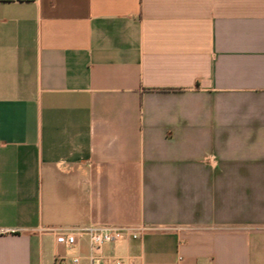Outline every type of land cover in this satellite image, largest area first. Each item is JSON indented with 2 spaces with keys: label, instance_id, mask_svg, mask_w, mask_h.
Wrapping results in <instances>:
<instances>
[{
  "label": "crops",
  "instance_id": "obj_1",
  "mask_svg": "<svg viewBox=\"0 0 264 264\" xmlns=\"http://www.w3.org/2000/svg\"><path fill=\"white\" fill-rule=\"evenodd\" d=\"M101 226L139 237L94 264H264V0L0 1V264Z\"/></svg>",
  "mask_w": 264,
  "mask_h": 264
},
{
  "label": "built area",
  "instance_id": "obj_2",
  "mask_svg": "<svg viewBox=\"0 0 264 264\" xmlns=\"http://www.w3.org/2000/svg\"><path fill=\"white\" fill-rule=\"evenodd\" d=\"M2 1V0H0ZM143 231L145 228L142 229ZM78 233L85 234L89 238L90 256L89 261L94 264L95 260L102 256L103 249L107 244L119 243L124 241L128 236L137 239L138 234L128 228H116L112 226L90 227L78 230ZM75 231L59 234L58 243L67 247H72L77 243L78 234ZM80 258H74V263L79 264ZM117 264H122L120 261Z\"/></svg>",
  "mask_w": 264,
  "mask_h": 264
}]
</instances>
